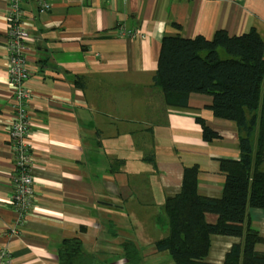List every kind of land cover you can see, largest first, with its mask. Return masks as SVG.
<instances>
[{
	"label": "crops",
	"instance_id": "obj_1",
	"mask_svg": "<svg viewBox=\"0 0 264 264\" xmlns=\"http://www.w3.org/2000/svg\"><path fill=\"white\" fill-rule=\"evenodd\" d=\"M20 7L35 50L26 82L34 185L26 221L10 232L13 93L5 77L8 0H0V250L8 254L6 264H60L59 255L71 264H108L126 259V243L138 256L161 254L153 245L168 230L158 218L164 200L180 193L184 170L196 168L199 195L219 198L225 181L219 161L239 157L236 127L213 117L209 95L191 94L186 108L170 107L153 87L161 40H210L218 30L233 37L253 28L264 42V0L53 1L47 12L37 0H20ZM199 120L217 137L206 141ZM249 218L262 237L255 249L264 253V209H249ZM69 239L79 240L78 256L59 253ZM239 241L211 235L204 261L222 264Z\"/></svg>",
	"mask_w": 264,
	"mask_h": 264
},
{
	"label": "trees",
	"instance_id": "obj_2",
	"mask_svg": "<svg viewBox=\"0 0 264 264\" xmlns=\"http://www.w3.org/2000/svg\"><path fill=\"white\" fill-rule=\"evenodd\" d=\"M153 87L170 107L186 108L191 94L209 95L213 117L236 127L239 152L237 160L219 161L225 173L219 198L199 195L196 168L184 170L180 193L164 200L158 224L167 225L168 235L154 243L155 251L167 252L172 264H209L204 259L210 236H230L240 241L226 253L222 264H264V253L255 249L262 237L251 229L249 218V209H264L262 38L253 28L233 37L218 30L210 40L200 36L193 39L165 36L160 43ZM198 122L206 141L217 137L202 121ZM208 214L215 215L216 221L208 223L205 220ZM63 243L65 250L59 253L79 255V240ZM123 250L132 264L138 261L131 243L124 244ZM59 262L71 264L68 255H59Z\"/></svg>",
	"mask_w": 264,
	"mask_h": 264
},
{
	"label": "built area",
	"instance_id": "obj_3",
	"mask_svg": "<svg viewBox=\"0 0 264 264\" xmlns=\"http://www.w3.org/2000/svg\"><path fill=\"white\" fill-rule=\"evenodd\" d=\"M53 1L81 4L85 0H37L40 12H47ZM7 28L5 31V50L8 65L5 69L7 85L13 93L11 104L12 118L8 125L9 144L14 157L15 170L11 178L13 193L11 204L14 211L10 232H16L26 221L27 213L33 203L32 150L29 139L32 136L31 121L27 111L31 99L26 82L30 77L29 63L35 50L28 44V32L23 25V10L20 0H8ZM128 38H144L136 31L121 30ZM9 257L0 250V264H6Z\"/></svg>",
	"mask_w": 264,
	"mask_h": 264
},
{
	"label": "rangeland",
	"instance_id": "obj_4",
	"mask_svg": "<svg viewBox=\"0 0 264 264\" xmlns=\"http://www.w3.org/2000/svg\"><path fill=\"white\" fill-rule=\"evenodd\" d=\"M164 225L166 224L164 223ZM167 230H168V227H167ZM167 235H168V232H167ZM108 264H132V263L128 259L121 260L115 257L114 261H111ZM134 264H172V260L167 252H161V254L159 255H147L144 257L140 255L138 256V261L136 262L134 261Z\"/></svg>",
	"mask_w": 264,
	"mask_h": 264
}]
</instances>
